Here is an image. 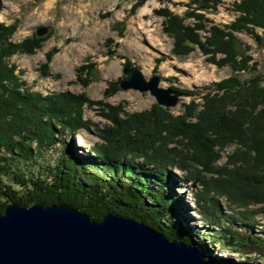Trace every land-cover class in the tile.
Returning a JSON list of instances; mask_svg holds the SVG:
<instances>
[{"label": "trees", "instance_id": "16d2710c", "mask_svg": "<svg viewBox=\"0 0 264 264\" xmlns=\"http://www.w3.org/2000/svg\"><path fill=\"white\" fill-rule=\"evenodd\" d=\"M143 2L135 0L133 11ZM217 4V0H192L187 4L190 10L195 5L185 15L196 20L192 26L169 10L156 11L163 18L164 32L173 40L172 54L186 56L197 47L218 68L228 67L233 74L253 70L234 33L249 34L258 40L254 28L264 30V0L234 3L236 18L226 25H212L202 42L197 31L204 28L205 19L196 11H216ZM17 26V21L0 23V214L11 203L23 207L63 204L96 222L112 214L142 224L168 241L192 246L212 264H264V230L254 234L252 228L256 226L248 222L240 223L243 230L234 228L232 223L244 214L226 217L218 200L225 198L239 206L260 204L262 208L256 213L264 215L261 76L241 80L234 74L206 86L201 89L202 105L192 100L177 116L157 104L143 112L128 113L122 104L93 102L82 93L58 91L44 95L31 89L10 59L16 54H34L48 37L33 33L12 43ZM126 64L131 63L127 60ZM93 67L83 65L78 69L88 76L79 78L82 86L88 85ZM40 72L47 75L48 65L41 66ZM118 84L111 83L105 96L118 91ZM176 91L186 96L201 95L195 88ZM93 105L101 107L99 116L109 124L98 128L84 118V108ZM82 130L93 131L99 141L80 155L67 139ZM59 142L62 151L53 165L41 167L38 159L43 158V152L52 151ZM227 146H235L236 150L227 155L224 166L218 167L219 152ZM173 168L187 172L185 184L197 179L201 192L194 197L202 213L203 230L213 227L220 231H211L213 244L228 246L235 253L246 254L245 258L233 261L212 257L206 245L183 228L177 202L164 188L170 183L168 174ZM200 172L213 176L198 180L196 173ZM251 254L260 261L250 260Z\"/></svg>", "mask_w": 264, "mask_h": 264}, {"label": "rangeland", "instance_id": "374dc122", "mask_svg": "<svg viewBox=\"0 0 264 264\" xmlns=\"http://www.w3.org/2000/svg\"><path fill=\"white\" fill-rule=\"evenodd\" d=\"M191 1L145 0L133 11L135 0H0V23L9 25L18 22L11 38L12 43L20 42L33 33L37 35L38 29H46L42 36L48 38L34 54H16L10 59V63L17 66L20 78L31 89L44 95L58 91L82 93L90 101H102L114 106L122 104L125 112L139 113L156 104L149 93L135 90L122 91L119 88L113 95L105 96L104 93L105 90H110L111 83L124 79L122 68L125 65H134L140 69L146 80L157 73L159 86L162 88L172 87L175 90L195 88L199 91L201 95L195 97L183 94L177 106L167 108L172 115L177 116L182 114L184 106L190 104L192 100L202 105L201 96L204 94L201 92L202 88L231 75L235 74L241 80L252 75L261 76L264 86V30L259 28H254L258 40L249 34L234 33L239 40L241 51L248 57V65L253 67L249 72L233 74L228 67L218 68L208 62L209 55L203 54L197 47L186 56L179 57L172 54L173 40L164 32L163 18L157 15L156 11L169 10L173 15L184 18L185 23L192 26L196 20L185 16L190 10L187 4ZM217 1L216 11H196L202 13L205 19L202 22L204 28L197 31L202 42L209 35L208 30L212 25L229 24L237 16L233 11V4L240 0ZM194 6L189 8L193 10ZM108 40L111 41L108 43ZM48 54H50L49 60ZM217 57L220 58L221 55L218 54ZM127 60L131 64H126ZM91 64L94 65L93 73L89 77L88 85L82 86L78 82L79 78L85 79L88 76L78 69L83 65ZM43 65H48L47 75H42L40 72ZM100 113L99 105L84 108V118L98 128L109 124L99 116ZM67 141L72 147H77L81 155L98 142L99 138L93 131L82 130ZM235 150V146L223 148L219 152L216 166H224L227 163V155ZM61 151L62 144L59 142L52 151L43 152V158L38 159L41 167L52 166ZM195 172L192 171L193 174ZM196 174L198 180L210 179L213 176L205 172ZM168 175L170 183L163 186L168 190L170 198L177 202V210L180 212L179 221L183 228L196 241L206 245L212 257L233 261L245 258L246 254L235 253L228 246L213 244L210 234L211 231L220 232L218 229L210 227L208 229L210 231L203 230L205 225L200 222L202 213L197 209L194 197L201 192L197 179H191L185 184L183 180L188 176L187 172L177 168L170 169ZM150 186L153 187L152 184ZM218 200L226 217L237 218V213L246 217L236 223L228 219L234 228L241 227L240 230H243L245 227L240 223L248 222L256 226L255 229L252 228L254 234L264 230V215L256 213L262 205L239 206L228 203L225 198ZM221 223L226 224L223 220ZM253 256L254 254L249 256L250 260L260 261ZM262 262L264 263V260Z\"/></svg>", "mask_w": 264, "mask_h": 264}, {"label": "water", "instance_id": "95a60500", "mask_svg": "<svg viewBox=\"0 0 264 264\" xmlns=\"http://www.w3.org/2000/svg\"><path fill=\"white\" fill-rule=\"evenodd\" d=\"M45 28L37 30L42 36ZM122 91L149 93L156 104L174 108L183 95L145 79L134 65L122 68ZM0 264H212L189 245L112 214L99 222L68 205L8 204L0 214Z\"/></svg>", "mask_w": 264, "mask_h": 264}, {"label": "bare ground", "instance_id": "6f19581e", "mask_svg": "<svg viewBox=\"0 0 264 264\" xmlns=\"http://www.w3.org/2000/svg\"><path fill=\"white\" fill-rule=\"evenodd\" d=\"M151 44L153 45V42H151Z\"/></svg>", "mask_w": 264, "mask_h": 264}]
</instances>
